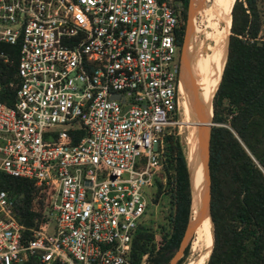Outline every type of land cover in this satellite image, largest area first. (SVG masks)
<instances>
[{"label":"built area","instance_id":"2783aa9c","mask_svg":"<svg viewBox=\"0 0 264 264\" xmlns=\"http://www.w3.org/2000/svg\"><path fill=\"white\" fill-rule=\"evenodd\" d=\"M181 10L174 0H0V42L16 52L0 49L13 65L6 80L0 72V171L50 187L30 228L0 188V264H134L144 190L183 111Z\"/></svg>","mask_w":264,"mask_h":264},{"label":"trees","instance_id":"16d2710c","mask_svg":"<svg viewBox=\"0 0 264 264\" xmlns=\"http://www.w3.org/2000/svg\"><path fill=\"white\" fill-rule=\"evenodd\" d=\"M174 1L182 6L181 43L187 0ZM230 16L225 60L211 97L214 124L210 126L208 166L213 236L205 264H264V20L256 0H234ZM0 49L15 57V47L0 42ZM7 64L0 61L5 80L13 71V65ZM164 142L161 163L166 180L156 178L154 200L159 193L166 194L169 211L160 225L157 243L151 228L137 226L129 249L134 264H140L143 253L144 264H166L188 218L186 159L177 135H166ZM0 188L12 197L14 216L26 228L44 219L49 186L0 171ZM26 228L22 230L24 237L30 235ZM195 236L196 228L192 240ZM186 250L187 246L183 254ZM183 254L175 264L181 263ZM21 264L40 262L31 256Z\"/></svg>","mask_w":264,"mask_h":264},{"label":"bare ground","instance_id":"6f19581e","mask_svg":"<svg viewBox=\"0 0 264 264\" xmlns=\"http://www.w3.org/2000/svg\"><path fill=\"white\" fill-rule=\"evenodd\" d=\"M233 1L199 0L197 8L191 16L189 36L188 39L186 38L183 49L184 72L182 75H184V79L182 76L180 89L185 97L183 102L184 117L179 122L186 126L184 154L192 187L191 216L195 214L199 204L195 184H199L202 179L201 163L198 162V128L203 122L196 117L195 101H198L204 110L208 108L207 114L209 115L210 99L219 82L225 60L226 38L229 32L230 9ZM188 52H190L189 66L184 65ZM190 63H192L193 70L190 68ZM203 74H205V80L202 79ZM209 221V216L205 214L195 226L196 243L193 250L196 255L189 260L188 264H204L208 257L213 236Z\"/></svg>","mask_w":264,"mask_h":264},{"label":"water","instance_id":"95a60500","mask_svg":"<svg viewBox=\"0 0 264 264\" xmlns=\"http://www.w3.org/2000/svg\"><path fill=\"white\" fill-rule=\"evenodd\" d=\"M198 3H199V0H187L186 21H185V26H184L183 39H182L181 47H180L179 74L181 73L180 75L181 79H182V76L184 79V75H182L183 49H184L186 38H187L189 28H190L191 16L194 10L197 8ZM227 38H228V35H227ZM225 54H226V51H225ZM194 110H195V114L198 120H201L203 122L202 124L199 125V128H198V131H199V141H198L199 159H198V162L201 163L202 179L199 184H195V190L197 191L198 196H199V204H198V207L196 208L195 214L191 216L190 214H191V205H192V202H191L192 187H191V179L189 176V170L187 167L188 179H189V192H190L188 218H187V222L183 230L182 236L179 240L178 246L173 252V254L170 256L166 264H175L176 260L182 254L184 246L187 244L196 224L203 218V216H205V214L209 216V196H210V176H209V166H208L209 135H210V126L214 124L212 122L211 99H210V105H209V115L207 114L208 108L204 110L198 101H195Z\"/></svg>","mask_w":264,"mask_h":264},{"label":"rangeland","instance_id":"374dc122","mask_svg":"<svg viewBox=\"0 0 264 264\" xmlns=\"http://www.w3.org/2000/svg\"><path fill=\"white\" fill-rule=\"evenodd\" d=\"M256 4H257V8L259 9V12L261 14V18L264 20V0H256ZM185 21H186V16H185ZM228 33H227V35H228ZM188 36H189V32H188L187 37ZM226 44H227V38H226ZM189 54H190V52H188L187 58L185 59L186 62L184 61V65L187 64L189 66V61H190ZM190 65H191V67H190L191 70H193L192 63H190ZM183 72H184V67H183ZM180 75H181V73L179 74V78H180V82H181L182 79H181ZM187 76H189V75H187ZM182 98H183V102H184V98L185 97L182 96ZM182 109H183V106H182ZM183 117H184V115H183V111H182L180 113V117L178 118V120L179 121L182 120ZM174 134L177 135L179 143L181 144V147H182L183 154H184V150H185V134H186V126H185V124L178 122V124L175 126ZM164 144H165V142H164ZM184 157H185V154H184ZM258 166H260V165H258ZM160 168H161V172L162 173L159 174V172H160L159 171L156 178H157V180H161L163 182L164 180H166V178H165L164 169L162 168V163H161ZM156 178L154 179V183L151 184V186L146 187L145 190H144V192L147 195H149V194L152 195V197L151 196L150 197L147 196L148 205H147V208H146V213H145V218H144V225H146L147 227H149V228H151L153 230V232H154V241L157 243L159 238H160V234H159L160 225L162 223H165V218H166L167 212L169 211V207H168L167 196H166V194H163L162 192L159 193V195L156 197V200H154V195H155V191H156ZM210 225H212L211 222H210ZM211 228H212V226H211ZM192 236H193V232H192L187 244L185 245V246H187L186 252L184 254L182 252L183 256L181 257L182 261H181L180 264H184V262H186V261H187L186 264H188L189 260L196 255V252L193 250L194 245L196 243V236H195V238L193 240H192ZM185 246H184V248H185ZM210 249H211V247H210ZM209 252H210V250H209ZM144 254H145V258H146V253H144ZM205 263H206V260H205L204 264Z\"/></svg>","mask_w":264,"mask_h":264},{"label":"flooded vegetation","instance_id":"af4514ba","mask_svg":"<svg viewBox=\"0 0 264 264\" xmlns=\"http://www.w3.org/2000/svg\"><path fill=\"white\" fill-rule=\"evenodd\" d=\"M182 62H183V58H182ZM201 65L203 66V68H204V65H203V63H201ZM202 79H204L205 80V74H203L202 75Z\"/></svg>","mask_w":264,"mask_h":264}]
</instances>
